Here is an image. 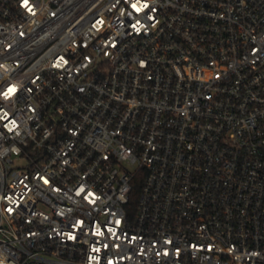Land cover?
Here are the masks:
<instances>
[{
  "label": "built area",
  "instance_id": "obj_1",
  "mask_svg": "<svg viewBox=\"0 0 264 264\" xmlns=\"http://www.w3.org/2000/svg\"><path fill=\"white\" fill-rule=\"evenodd\" d=\"M0 264H264V0H0Z\"/></svg>",
  "mask_w": 264,
  "mask_h": 264
},
{
  "label": "trees",
  "instance_id": "obj_2",
  "mask_svg": "<svg viewBox=\"0 0 264 264\" xmlns=\"http://www.w3.org/2000/svg\"><path fill=\"white\" fill-rule=\"evenodd\" d=\"M142 177L137 178L136 180H134L133 186H132V191L130 193V200L127 204L128 208H132L136 202V198L138 196V192L140 190V187L142 185Z\"/></svg>",
  "mask_w": 264,
  "mask_h": 264
}]
</instances>
